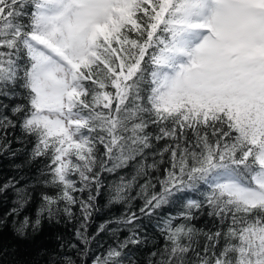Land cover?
<instances>
[{"label": "snow or ice", "instance_id": "6c2138e0", "mask_svg": "<svg viewBox=\"0 0 264 264\" xmlns=\"http://www.w3.org/2000/svg\"><path fill=\"white\" fill-rule=\"evenodd\" d=\"M0 159V264H264V0H0Z\"/></svg>", "mask_w": 264, "mask_h": 264}, {"label": "trees", "instance_id": "16d2710c", "mask_svg": "<svg viewBox=\"0 0 264 264\" xmlns=\"http://www.w3.org/2000/svg\"><path fill=\"white\" fill-rule=\"evenodd\" d=\"M16 163H23V159H17L15 161ZM10 161L7 159H0V174H2V177H7L8 175H15V171L13 169L10 168ZM24 171H27V169H24ZM120 212V208L119 207H113L112 211L109 212L107 209H105L104 211H102L97 217L95 222L92 225V230L95 229L96 224H98L99 222L103 221L104 219L108 218L109 215H118ZM197 227H202L203 226V221H196ZM66 231L62 226L56 228V229H46V240L49 242L50 245L54 244L55 241L53 239V236L57 233V232H64ZM151 226H149V232H151ZM27 251V250H25ZM21 259L27 260L30 259V257L28 256H22Z\"/></svg>", "mask_w": 264, "mask_h": 264}]
</instances>
